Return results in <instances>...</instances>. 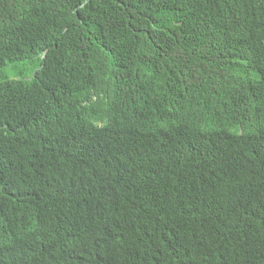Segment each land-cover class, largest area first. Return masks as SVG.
<instances>
[{
    "label": "trees",
    "instance_id": "trees-1",
    "mask_svg": "<svg viewBox=\"0 0 264 264\" xmlns=\"http://www.w3.org/2000/svg\"><path fill=\"white\" fill-rule=\"evenodd\" d=\"M0 264H264V0H0Z\"/></svg>",
    "mask_w": 264,
    "mask_h": 264
},
{
    "label": "clouds",
    "instance_id": "clouds-1",
    "mask_svg": "<svg viewBox=\"0 0 264 264\" xmlns=\"http://www.w3.org/2000/svg\"><path fill=\"white\" fill-rule=\"evenodd\" d=\"M104 118H105V117H103L99 122H95V123L98 124V125H101L102 122L104 121Z\"/></svg>",
    "mask_w": 264,
    "mask_h": 264
},
{
    "label": "rangeland",
    "instance_id": "rangeland-1",
    "mask_svg": "<svg viewBox=\"0 0 264 264\" xmlns=\"http://www.w3.org/2000/svg\"><path fill=\"white\" fill-rule=\"evenodd\" d=\"M9 77H14V75L12 74L11 76H9ZM24 77H26L27 78V76L26 75H24ZM95 120V119H94ZM95 122H96V120H95ZM99 122V121H98Z\"/></svg>",
    "mask_w": 264,
    "mask_h": 264
}]
</instances>
